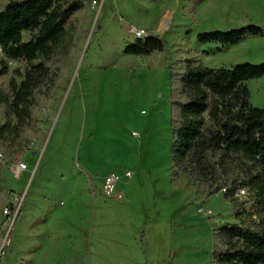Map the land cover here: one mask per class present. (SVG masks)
I'll list each match as a JSON object with an SVG mask.
<instances>
[{"label": "rangeland", "instance_id": "obj_1", "mask_svg": "<svg viewBox=\"0 0 264 264\" xmlns=\"http://www.w3.org/2000/svg\"><path fill=\"white\" fill-rule=\"evenodd\" d=\"M84 3L68 23L66 50L46 61L64 74L36 111L37 130L25 133L23 152L0 151V264H214V231L240 220L223 192L205 198L191 176L173 180L171 71L196 59L211 68L264 62V35L223 48L197 39L264 28V0ZM134 28L160 37L165 50L125 54ZM23 67L9 61L10 71ZM10 74L0 77L3 91ZM248 86L252 105L264 107V75ZM110 174L121 178V199L103 191Z\"/></svg>", "mask_w": 264, "mask_h": 264}, {"label": "trees", "instance_id": "obj_2", "mask_svg": "<svg viewBox=\"0 0 264 264\" xmlns=\"http://www.w3.org/2000/svg\"><path fill=\"white\" fill-rule=\"evenodd\" d=\"M84 1L10 0L0 8V77L11 73L8 90L0 89V151L23 152L25 133L37 130L36 111L64 74L46 61L63 53L68 23ZM26 32L32 34L28 40ZM263 35L262 26L247 24L200 32L197 39L223 48ZM164 50L160 37L148 35L136 38L124 52L150 56ZM9 61H21L24 67L10 71ZM263 75L264 62L211 68L197 59L171 71L173 180L180 173L191 176L204 185L205 198L226 189L224 196L240 220L214 231L220 241L212 253L214 264H264V107L252 105L248 86ZM4 164L2 159L0 172ZM241 189L246 195L236 196Z\"/></svg>", "mask_w": 264, "mask_h": 264}, {"label": "built area", "instance_id": "obj_3", "mask_svg": "<svg viewBox=\"0 0 264 264\" xmlns=\"http://www.w3.org/2000/svg\"><path fill=\"white\" fill-rule=\"evenodd\" d=\"M132 33L134 34V36L136 38H144L147 37L148 34L145 31V29H141V28H134L132 30ZM2 160V154L0 153V161ZM27 169V164L24 162H20L18 164V170L19 171H24ZM126 178H131L132 177V172L127 171L124 175ZM121 178L119 175L117 174H110L108 175L105 180H104V185H103V191L106 195L108 196H112L118 199L123 198V194L119 191H117V185L120 182ZM226 189H223L222 192H225ZM246 195V190L245 189H241L237 192L236 196H244ZM5 214L6 215H12L14 212L11 211L8 207L5 209ZM18 212V211H17ZM17 212L15 214H13L14 218L17 216ZM200 212H202L204 215L206 216H211L212 215V211L209 209H204L202 208L200 210Z\"/></svg>", "mask_w": 264, "mask_h": 264}]
</instances>
